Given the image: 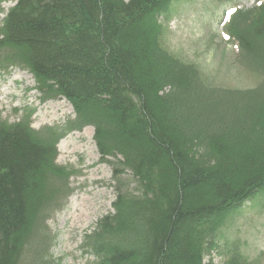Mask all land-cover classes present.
<instances>
[{"label": "trees", "instance_id": "obj_1", "mask_svg": "<svg viewBox=\"0 0 264 264\" xmlns=\"http://www.w3.org/2000/svg\"><path fill=\"white\" fill-rule=\"evenodd\" d=\"M172 1L16 0L4 14L0 69L27 70L73 116L38 129L32 113L0 117V264H59L47 221L74 171L57 163V143L85 126L114 192L84 237L86 264H213L204 256L220 229L264 191V0L225 27L260 77L252 88L210 85L162 45ZM223 264L253 263L233 247Z\"/></svg>", "mask_w": 264, "mask_h": 264}, {"label": "rangeland", "instance_id": "obj_2", "mask_svg": "<svg viewBox=\"0 0 264 264\" xmlns=\"http://www.w3.org/2000/svg\"><path fill=\"white\" fill-rule=\"evenodd\" d=\"M14 2L3 1L0 21ZM259 2L262 0H173L160 19L162 45L179 59L196 65L210 85L252 88L259 82V75L243 66L237 58V43L224 38L223 33L227 13L250 9ZM34 86L27 70L0 69V117L13 122L32 113L35 129L63 127L73 115L72 106L64 98L42 99ZM6 87L7 95L3 93ZM93 134V127L86 126L66 132L57 144V163L74 171L69 178L70 195L47 221L48 252L59 264H86L91 260L83 252L84 237L100 217L112 211V167L102 161ZM233 247L253 264H264V191L229 218L219 231L216 248L205 254L204 261L223 264Z\"/></svg>", "mask_w": 264, "mask_h": 264}, {"label": "bare ground", "instance_id": "obj_3", "mask_svg": "<svg viewBox=\"0 0 264 264\" xmlns=\"http://www.w3.org/2000/svg\"><path fill=\"white\" fill-rule=\"evenodd\" d=\"M3 93L6 94V95L9 93L8 87H6V88L3 90Z\"/></svg>", "mask_w": 264, "mask_h": 264}]
</instances>
